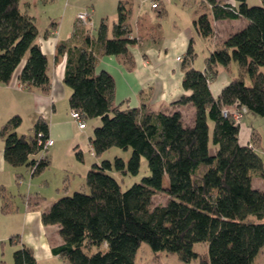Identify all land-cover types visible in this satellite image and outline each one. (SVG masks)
Masks as SVG:
<instances>
[{
  "label": "trees",
  "instance_id": "obj_1",
  "mask_svg": "<svg viewBox=\"0 0 264 264\" xmlns=\"http://www.w3.org/2000/svg\"><path fill=\"white\" fill-rule=\"evenodd\" d=\"M204 1L209 12L192 21L201 37L213 35L214 20L244 18L247 23L208 52L202 70L190 65L195 53L189 39L182 61L183 92L170 103L175 107L171 112L144 104L121 108L113 103L112 76L96 70L97 52L126 55L137 42L129 36L123 2L110 36L102 20L95 36L74 26L71 37L57 44L56 54L65 55L69 109L79 110L83 120L100 121L89 137L93 154L113 146L131 150L127 161L115 157L91 164L84 176L87 191L62 196L41 211L42 224L56 225L61 238L52 254L70 264H136L142 242L153 252L175 253L181 261L196 259L198 264H252L263 248L264 188L252 180L264 182V164L250 142L239 140V123L221 110L243 105L264 116V5ZM37 36L34 17L21 10L20 0H0V83H10L17 73L23 88L48 92L47 58ZM232 62L237 76L213 96L211 79L218 68L228 72ZM188 104L195 109L190 125L178 109ZM20 124L21 117L14 114L0 128L3 159L38 174L49 164L47 155L40 158L38 144L39 132L41 139L48 136V123L39 116L29 134L16 131ZM141 157L149 173L121 189L113 173L137 174ZM158 192L167 201L152 204ZM198 242L205 243L204 250L193 249ZM12 256L14 264H41L24 244Z\"/></svg>",
  "mask_w": 264,
  "mask_h": 264
},
{
  "label": "crops",
  "instance_id": "obj_2",
  "mask_svg": "<svg viewBox=\"0 0 264 264\" xmlns=\"http://www.w3.org/2000/svg\"><path fill=\"white\" fill-rule=\"evenodd\" d=\"M223 1L233 2V0ZM120 2H123L128 10L126 25L128 26L130 33L137 39V42L128 47L126 55H104L97 52L96 59V70H104L108 72L114 80L113 103L119 105L121 108L139 107L144 104L149 108L159 110L158 103L160 101L164 99V101L170 104L183 92L181 80L175 83V74L168 73L167 66L165 70L167 73L166 78L158 79V88L161 87L158 98L154 101L149 99L146 101L144 100L145 98L142 97L144 91L147 90L144 88L147 84L145 83L144 85L142 79H147V82L149 78L151 79L153 78L152 76H155L153 75L154 73H151L152 76L148 77L146 72L150 73L151 70L156 72L160 66H163V68L165 67L166 62H159L157 57L154 59H151L150 57L152 49L153 52H155L154 44L159 43L156 38L160 39L163 37V30L160 27L161 23H158V26L153 25L151 19L154 17L159 19L157 17L164 14V5L166 6V9H169L171 5L175 7V3L172 4L170 0H157L158 6L156 8L151 7L150 0H60V2L59 0H22L21 10L34 17L38 31L37 42L47 58L49 90L47 93H43L37 89L31 91L26 88L16 87L17 73H15L10 83H0V96L4 95V110H0V128L11 115L19 114L22 115L21 117L27 118V124L29 123V126L27 125L25 127H28V132L23 131L24 120H22V118L21 124L16 128V131L20 134H29L32 132V125L35 120L39 116H43L48 123V136L53 139V144L47 149L49 163L54 159L60 158L64 151L67 152L70 148L73 151H76V149L81 148L83 145H88L90 154L95 156L89 143L90 134L83 132L86 125L83 128H79L77 123L70 117V113H67L66 109H69L67 99L70 89L63 82L65 55L56 54L57 44L61 41H67L71 37L76 22V14L83 8L91 9V20L92 25L93 23L95 25V30L93 32L90 31L92 26L88 28L77 27V29L79 28L82 31H86L91 37H93L96 35L99 23L103 20L107 24V33L110 36L113 23L117 18V6ZM56 3L60 4L57 6ZM162 3H164V5H162ZM39 5L42 6V14L41 22L38 25V17L36 16L35 9ZM203 12H209L208 7L197 15H193L192 21ZM239 19L241 18H224L212 22L213 35L210 38L202 37L208 42L215 41V45L208 48V52L218 46L231 33L242 28L247 23V20L243 19L240 21V25L239 23H237L236 26L232 25L236 24L232 22ZM183 44V39H180L176 40L172 46L181 48ZM177 57L178 56L176 55L175 58ZM137 62L140 63V68L138 67ZM195 68L201 70L204 69V61L200 67ZM219 69L224 71L222 68H218V71ZM229 79L230 78L227 77V79L221 83L218 90L213 92L210 85L215 82V75L209 84L212 95L216 97L221 88L227 84ZM154 87L155 85L151 84L148 88L152 90ZM64 105L66 106L65 108H63ZM174 108L175 107L170 104V107H165V109H161L160 111L171 112ZM178 109L182 114L183 122L188 125L192 124L194 117V114H191L192 105L188 104L179 106ZM186 110L189 112L188 120H185L183 117ZM93 121H96L97 123L98 118H94ZM84 137H87L86 141ZM258 138L257 133H253V138H249L251 140L242 143L250 142L254 146L256 145V140ZM2 148L3 141L0 136V212L4 214V210H2L3 202L1 201L3 199L2 187L4 185V176L9 172L11 166L3 159ZM99 156H96L97 159L95 160L92 159L89 162L90 165L93 163H99ZM254 179L255 178H253V180ZM256 187L264 188V184L258 182ZM33 204V208L28 207L29 209H27V211L39 207L38 204ZM51 226L56 227V225ZM60 242L61 239L47 244V250L51 255L59 256L52 254L51 248Z\"/></svg>",
  "mask_w": 264,
  "mask_h": 264
},
{
  "label": "rangeland",
  "instance_id": "obj_3",
  "mask_svg": "<svg viewBox=\"0 0 264 264\" xmlns=\"http://www.w3.org/2000/svg\"><path fill=\"white\" fill-rule=\"evenodd\" d=\"M172 4L175 3V7L171 5L169 9H166L164 14L159 19L155 17L151 19L153 25L161 23V29L163 30V37L156 38L159 43H155L154 50L151 53V59L155 57L158 61L166 62L165 67L160 66L158 71L151 70L150 73L146 72L149 78L148 81L142 79L147 84L144 88L145 98L144 100L154 101L158 98L161 87L158 88V79L166 78V68L168 66V73L175 74V83L182 78V61L187 49V42L189 38H193L192 48L194 51V57L190 65L200 67L203 64L204 57L208 54V48L215 45V41H205L200 37L192 24L193 15H197L206 9L207 2L204 0H170ZM60 2V0H59ZM162 2V1H161ZM248 4H258V0H247ZM60 3H56L58 6ZM22 0L20 2V8ZM161 5V6H162ZM206 5V6H205ZM59 10V9H58ZM36 16L38 17V25L41 22L42 6L39 5L35 9ZM244 18H241L235 22L237 25ZM94 22V20H93ZM155 22V24H154ZM239 28V27H238ZM95 30L93 23L91 30ZM91 32V33H92ZM183 39V46L181 48L173 47V43L176 40ZM167 48V49H166ZM179 56L180 59L175 58ZM168 58V60H167ZM140 68V63L137 62ZM150 66V65H149ZM238 74L237 64L232 62L228 72L219 69L216 74V80L212 84L211 89L216 92L221 83L229 77L230 79L236 77ZM229 79V80H230ZM152 81V82H151ZM245 83H248V79H245ZM151 84L155 87L150 90L148 88ZM146 93V94H145ZM60 105V104H59ZM66 106L64 105L63 108ZM170 107V104L164 101L158 103L159 110ZM4 110V95L0 96V110ZM69 113V109H66ZM27 114V113H26ZM192 115L194 114V107L192 106ZM12 116V115H11ZM20 117L22 115H19ZM24 116V115H23ZM184 119L188 120L189 112L186 110L184 113ZM23 121V131L28 132L29 123L27 124V118L21 117ZM94 118H84L86 127L83 130L84 133L92 135L94 126L99 124V120L94 122ZM82 132V133H83ZM253 133H257L258 139L255 147L256 152L262 159L264 164V116L254 114L250 111H246L239 123L238 137L241 142L251 140ZM85 141L87 137H84ZM211 148V145H210ZM213 148H211V151ZM65 152V151H64ZM62 154L60 158L52 160L49 165L44 168L40 173L31 175L25 166H18L9 168L4 176L3 199L1 200L5 204L4 214L0 212V260L3 264H14L13 251L24 244L32 248L33 254L41 264H70L68 259L61 256H53L47 250V244L53 241H59L61 238L57 232V226L44 225L40 220L41 211L49 204L56 201L62 196L71 195L74 191L85 190L84 174L90 168V161L97 159L96 156L90 154L89 146L83 145L81 148L73 151L71 148ZM78 152V153H77ZM131 153L130 148L123 149L119 147H111L104 151L99 156V162L107 159L113 161L115 157H120L124 161H127ZM47 155V151H46ZM85 167V169H84ZM148 168L144 157L140 159L139 170L137 174H120L114 172V177L120 183L121 189L129 187L134 182H139L142 176L147 175ZM50 182V183H49ZM264 182L261 179L255 178L253 180L254 186L257 183ZM49 183V184H47ZM166 185V180L163 181ZM58 186V187H56ZM40 198H38V197ZM167 197L158 192L152 197V204L165 203ZM37 203L38 208H33L32 204ZM34 205V204H33ZM29 207V208H28ZM12 239V240H11ZM193 249L195 251H202L205 249V243H194ZM136 264H198L196 259H192L188 262L181 261L177 254L159 251L153 252L149 246L142 242L135 253ZM253 264H264V246L260 252L256 255Z\"/></svg>",
  "mask_w": 264,
  "mask_h": 264
},
{
  "label": "built area",
  "instance_id": "obj_4",
  "mask_svg": "<svg viewBox=\"0 0 264 264\" xmlns=\"http://www.w3.org/2000/svg\"><path fill=\"white\" fill-rule=\"evenodd\" d=\"M264 5V0H258ZM151 7L156 8L158 6L157 0H150ZM76 27H91L92 20H91V9L83 8L82 10L78 11L76 14ZM129 36L131 37L132 34L130 33ZM178 59V57H177ZM16 87L23 88L22 84L17 82ZM247 111L245 106L243 105H232L231 107H223L221 113L224 117H229L235 123H240L244 113ZM70 117L77 123L79 128L85 127V121L82 118V113L79 110L72 109L70 110ZM42 133H38V144H40V158H44L46 156L47 149L53 144V139L49 136L41 139Z\"/></svg>",
  "mask_w": 264,
  "mask_h": 264
}]
</instances>
